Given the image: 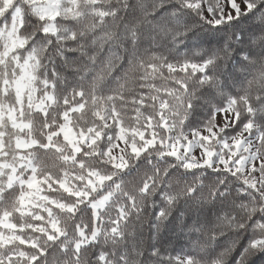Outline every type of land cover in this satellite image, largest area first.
Segmentation results:
<instances>
[{
	"label": "snow or ice",
	"instance_id": "6c2138e0",
	"mask_svg": "<svg viewBox=\"0 0 264 264\" xmlns=\"http://www.w3.org/2000/svg\"><path fill=\"white\" fill-rule=\"evenodd\" d=\"M262 10L252 0H0V264L206 260L195 234L211 215L191 224L187 244L135 257L102 247L105 229L115 237L139 211L127 197L112 207L133 160L165 180L194 177L192 191H208L218 222L233 225L232 264H261L264 63L225 41ZM121 60L126 75L103 86Z\"/></svg>",
	"mask_w": 264,
	"mask_h": 264
},
{
	"label": "clouds",
	"instance_id": "9594fccd",
	"mask_svg": "<svg viewBox=\"0 0 264 264\" xmlns=\"http://www.w3.org/2000/svg\"><path fill=\"white\" fill-rule=\"evenodd\" d=\"M252 2L259 5L264 3V0ZM244 26L250 30L246 33L237 32L235 40L230 34L225 43L233 44V51L236 47H251L256 55L249 59H259L264 63V10L253 11ZM241 40H246L247 44L242 45ZM203 46L208 45L205 43ZM212 46H216L215 41H212ZM240 56L248 57V52L240 53ZM232 64L233 71L239 73L240 68L236 62L233 61ZM126 67L121 60L111 71L106 72L102 81L103 86H114L126 75ZM163 163L161 161V164ZM117 183L121 186L123 196L120 203L112 207L123 206V197H127L129 201H135V207L139 211L129 209L128 219L121 222L115 237L110 226L105 229L103 238L99 241L102 247L126 248L135 257L137 253L142 255L153 247L158 252L159 248L167 246L169 241L187 244L193 235L189 233L191 224L197 218L211 215L212 225L202 228L195 234L201 247L209 253L208 258L199 261L198 264H216L217 259L219 264H232V254L227 249L232 246L235 239L233 225L218 222L220 214L217 213L214 200L208 191L201 190L198 193L192 191L193 188L199 187L194 177H170L165 180L163 174L152 171L150 163L138 165L133 160L128 173L117 177ZM154 205L160 208L162 215L155 213ZM106 212L111 215L112 208H108ZM129 264H141V261L133 258ZM147 264L155 262L148 261ZM236 264H246V258L244 260L238 258ZM261 264H264V261Z\"/></svg>",
	"mask_w": 264,
	"mask_h": 264
}]
</instances>
